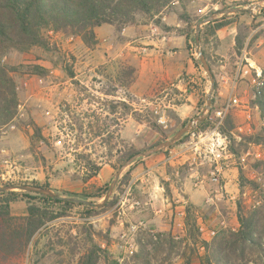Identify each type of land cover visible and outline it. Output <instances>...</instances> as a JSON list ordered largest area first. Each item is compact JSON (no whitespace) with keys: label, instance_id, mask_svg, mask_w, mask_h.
<instances>
[{"label":"rangeland","instance_id":"1","mask_svg":"<svg viewBox=\"0 0 264 264\" xmlns=\"http://www.w3.org/2000/svg\"><path fill=\"white\" fill-rule=\"evenodd\" d=\"M173 1L169 3V7H171ZM178 1L180 4H183L182 1L184 0ZM219 2L221 4L217 9H209L205 15L224 9L226 8L224 7L225 5L231 7L229 5L232 4H226L223 0H219ZM252 3L250 2L241 6L248 7ZM258 4L263 5V7L260 9L257 7L252 8V13L260 17L256 22L251 20L250 13L248 12H245V14L243 12V14L237 16L238 18L231 19H238L240 26L237 27V30L245 39L252 33L253 29H257L255 34L260 36L263 43L258 47L253 44L251 47L248 46V48L252 56L256 55L258 58H261L260 54L264 52V4ZM164 8L160 11H163ZM142 18L145 19V17ZM197 18L195 17V19ZM255 34H251L250 36ZM49 35L55 46L61 53L66 55L67 61H70L71 57L74 58L73 66L76 68L73 69H79L81 66L79 62L84 58V54L75 44L74 39L77 37L64 38L61 35H53L52 33H49ZM36 55H39L40 59H37ZM3 61L11 65L36 62L49 67L51 72L46 78L23 74L15 75L19 98L18 110L22 115H19L11 122L15 125L14 129H11L10 123L2 127L0 131V186L10 183L34 182L39 185H47L48 189L59 194H64V196L79 194L82 191L91 193L95 191V187L104 188L105 185L108 188L113 179L115 169L111 167L112 172L105 174L107 168H104L100 172V175H97L87 183H83L81 180L83 172L79 166L80 162H77V155L81 153L89 154L96 163L102 164V167L105 165V160L108 159L111 163H115V151L122 147V141L128 146L143 148L145 150L153 146L161 138L160 134L151 129H143L136 135L132 134L134 135L133 141L119 140L114 142V133L111 132L109 134L113 138L110 139L109 144H106L102 140L106 137L105 134L101 136L103 138L92 137L89 125L94 126L95 122L91 115L94 113L98 119H104V103L114 100L112 96H104L102 94L103 89L110 85L108 78L115 77L116 66L114 67L113 64L106 66L107 69L104 70L103 65L97 64L95 61L92 70V73L95 75L92 76V80L89 81L88 86L81 84L75 79L80 83V87L86 89L82 90L80 87H76L72 83V80L68 78L63 68L64 63H59L56 54L41 53L39 51L24 54L10 53L3 58ZM55 62L59 64L57 67L52 68ZM240 84L245 86L244 83ZM40 90L46 94L45 98L41 96L38 98L33 97L35 92ZM247 90L251 94L248 86ZM120 93L117 92V95ZM66 105L70 106L69 112L63 111ZM244 111L241 108L234 109L243 130V132L235 130V135L250 133L253 131L252 128L254 126L256 128L259 126L257 114L250 113L253 117H251L250 121H247ZM151 116L155 119L152 113ZM113 119L114 116H111L107 122L111 121L112 123ZM31 121L40 127L44 138L40 139L33 149L30 147L29 142V138L33 132ZM78 122L83 123L81 132L77 129L76 123ZM161 128L167 136L165 139H168L180 126L168 124L167 127L161 126ZM187 136L183 143L164 149L165 151L163 152L167 157H172L174 161H179L181 158V154L179 153L186 155L185 158L187 160L175 166V170L179 174L172 175L173 168L167 167L165 170H167L170 176L174 177L173 190L175 191L174 195L179 196L177 199H181L184 195L182 190L185 183L189 190L201 191V202L194 209L196 225L200 224L204 226V240L210 241L219 232L238 227L236 215L239 202L246 208L251 209L258 206L264 198V147L248 146L242 154L247 155V152H249V155L246 156L245 164H234L237 172L238 167H240L244 171L245 176L248 179L254 180L258 184V187L250 188V186L245 185L242 192H240L237 175L236 181L234 178H231V185L226 192L221 187L223 184L222 180L215 183L210 179L209 172L213 167L212 161L202 155L200 157L194 155L193 149L187 150L186 153L180 152L184 145L193 143L196 140L195 135L188 134ZM108 148H111L110 156L107 154ZM191 154H193V159ZM255 154H259V158H256ZM258 161L261 164L258 170H255L252 168V164ZM162 176L164 175L156 172L147 183L150 184L151 182L154 185L158 183L162 186L165 181ZM119 181L120 179L111 195V198L113 196L117 197L113 207L91 217H84L83 208L75 207L67 217L49 223L40 235L35 238V250L38 256L30 257V259H27L26 256L25 258L13 259L7 264H42L54 262L58 264H76L84 251L81 230L83 225L87 224H91L96 231L108 234L110 240L107 248L111 256L109 260L110 264H131V259L138 250V241L147 245V248L154 255L151 264H185V254L189 252V246L184 227L185 214H180L183 212V209H180V205L183 202L171 201L169 208L164 210L163 216L157 218L153 214L148 202V194H138L136 192L138 190L136 184L139 185V181L136 182L133 179L132 173L131 180L127 184L129 185L127 192L124 191L127 185L122 188V191L117 189ZM232 185L234 186V191L230 190ZM207 196L213 197V202L209 206L204 202ZM91 201L100 202L101 199H91ZM134 201H138L139 205H135ZM23 204L25 203L23 202ZM172 209L175 210L176 214L172 212ZM174 215H176V220H174ZM221 221H225V226L221 225ZM211 229L215 230L214 236L207 234V230ZM150 230H155L158 233L156 240L150 237ZM121 233L125 234V240L119 237ZM169 238L174 241L173 246L167 244V239ZM97 241L101 246L103 244L102 247H104L105 242L103 240L97 238ZM130 245L132 247H129ZM198 252L202 254L203 248L198 247ZM42 253H45L44 258L36 262L35 260ZM98 264L105 263L102 260ZM191 264H199V262L193 257Z\"/></svg>","mask_w":264,"mask_h":264},{"label":"trees","instance_id":"2","mask_svg":"<svg viewBox=\"0 0 264 264\" xmlns=\"http://www.w3.org/2000/svg\"><path fill=\"white\" fill-rule=\"evenodd\" d=\"M172 0H0V131L2 127L10 124L16 117L18 112L19 98L16 89V74L35 76L46 78L49 76L51 69L47 66L36 62L19 63L11 65L3 61V58L10 53H50L57 55L59 63H64V71L68 78L76 87H80V83L75 80L73 69L74 58L70 61L66 60V55L55 46L51 41L49 33L53 35H61L64 38L77 37L89 49H94L98 43L95 29L103 24H109L120 30L124 25L134 23L139 16L153 17L157 15L163 7L169 5ZM250 2L247 0L233 3L229 6L246 5ZM224 7H228L225 5ZM243 13H237L240 16ZM204 17V16H203ZM202 17V18H203ZM227 16L209 22L203 25L200 31V45L204 56L206 57L210 69L212 70L213 60L204 50L209 37H213V45L217 46L218 40L214 37L216 30L229 23ZM181 18L187 23V31L193 32L192 27L200 20L191 19L188 14L183 13ZM240 25L238 24V27ZM258 35H253L248 41L251 46ZM244 36L237 33L235 37L234 51L238 55L244 47ZM40 59L39 55H36ZM55 62L53 67H57ZM106 70V65H103ZM109 76V75H108ZM214 77V76H213ZM110 85L103 89L104 96H115L121 91V99L110 100L104 103V109L108 114H114L117 108V118H121L123 122L131 117L138 123H145L147 126L160 134L161 138L157 142L167 138L160 125H158L151 116V113L138 110L133 106V99L129 93V89L135 80V69L125 62H118L114 78H108ZM86 90L84 87H80ZM217 89V81L214 78V86L211 98V111L216 108L214 95ZM200 105L204 104V99L200 101ZM250 105L257 107L253 114H257L259 126L252 128L250 133H241L239 140L234 137L236 130V121L231 112L224 118L222 124L218 127L219 133L228 139V149L237 157L241 156L248 146L264 147V94L250 101ZM70 106L66 105L64 112H69ZM95 125H89V131L93 138L106 137L102 140L109 144L113 138L109 134L108 118L98 119L93 113ZM253 117V116H252ZM191 119H185L179 126L185 125ZM263 125H262V124ZM33 132L29 138L30 147L34 146L40 139H44L41 129L33 121H31ZM78 131H82L83 123H76ZM213 127L212 120L207 117L203 119L198 126L188 134L197 135ZM118 129V128H117ZM187 134V135H188ZM187 135H184L175 145L183 143ZM122 147L115 152V163L105 160V164L109 165L115 171L129 157L135 153L144 150L134 146H128L121 142ZM174 146V145H173ZM172 147V146H171ZM170 148V147H169ZM162 150L158 153H163ZM108 156L111 155V148H108ZM157 154V153H156ZM77 162L83 172L82 182L87 183L95 178L100 170V163H96L91 155L81 153L77 155ZM138 162V161H137ZM133 163L122 175L117 185V189L122 191L131 180V171ZM260 161L252 164V168L258 170ZM36 186L48 188L47 185H39L38 183H27ZM6 185V184H5ZM245 185L250 188H257L258 184L254 180L248 179L244 171L238 167V188L242 192ZM164 193L170 195L169 182L164 181L162 185ZM107 190L95 187V191L91 193L81 192L79 194H70L65 198H78L83 200L102 199ZM117 200L116 196L109 199L101 208H95L92 205L75 203L64 198H56L44 196L37 193L2 191L0 192V264H5L10 259L22 258L27 255L30 257L38 256L35 250V238L48 226L49 223L65 218L75 207H82L84 217H91L97 213L106 211L113 207ZM22 201L26 205V211L23 215H15L11 212V204ZM95 202V201H93ZM195 206L188 204L185 207L184 227L186 240L188 241L189 252L186 253L185 264H191L195 257L199 264H264V198L261 203L251 209L241 204L237 205V222L236 229H225L219 232L212 240L206 241L200 237V233L196 227V218L194 213ZM82 243L84 251L79 257L76 264H98L103 260L105 264H110V253L108 251L109 236L107 233L96 231L91 224L83 225ZM169 234V233H168ZM98 239L105 242L102 247ZM167 244L173 246L174 241L167 239ZM138 250L131 259V264H151L152 255L147 245L138 241ZM198 247L203 248V253L199 254ZM32 250V253H31ZM155 250V249H153ZM155 252V251H154ZM45 256L42 253L35 261H41Z\"/></svg>","mask_w":264,"mask_h":264},{"label":"crops","instance_id":"3","mask_svg":"<svg viewBox=\"0 0 264 264\" xmlns=\"http://www.w3.org/2000/svg\"><path fill=\"white\" fill-rule=\"evenodd\" d=\"M223 1L226 4H233L244 0ZM247 1L253 2L252 4H264V0ZM182 2L184 5L180 4L179 1H174L171 7L166 6L163 11L153 17L139 16L134 23L124 25L120 30H116L114 26L109 24L101 25L95 29L98 43L94 49L87 48L79 38H75L76 46L84 54V58L79 62L81 66L79 69L74 70L75 79L81 84L88 86L92 76L95 75L92 73L95 61L97 64L106 66L113 64L114 67L118 62H125L135 69V80L129 89V93L133 99V106L138 110L150 113L152 105L160 103L164 106L167 123L172 125H179L185 119L192 120L203 113L211 83L196 56L194 42L195 21L192 20L194 24L192 27L193 32L187 31V23L181 18V15L186 13L191 19L200 18L209 9H217L221 3L219 0H184ZM236 14L228 15L226 18L229 23L216 30L214 37L218 40L217 46L214 47L213 45V37H209L203 48L213 60L211 71L217 81V89L214 95L216 107L220 106L228 97L230 91H232L242 102L240 106L235 108L244 109L246 118L247 114L252 117L250 113H254L257 107L250 105V93L247 90V86L250 89L248 79L239 78L234 82L238 57L242 50L246 48L248 57L253 64L264 68V52L260 54L261 58L250 54L248 41L251 37L250 35L256 33L257 29L255 28L245 39L244 47L240 54L237 55L235 53V37L238 33L239 21L238 19H231L238 18L237 16H230H235ZM142 17H145V19ZM250 17L255 22L260 18L255 13H250ZM202 29L203 25L201 26ZM262 43L263 40L258 36L253 44L258 47ZM73 68L76 67L74 66ZM240 83H244L245 86ZM118 92L121 91L119 90ZM42 93V90L35 92L33 97L38 98L41 96L45 98L46 94ZM112 97L115 101L119 100L121 99V93L118 95L116 93ZM203 99L204 104L200 105L199 103ZM235 108L230 112L234 116L237 126L241 127L240 121L234 112ZM118 113H120V109L117 112V108L114 114H108L104 110L105 119L106 117L110 119L111 116H114L112 123L111 121L108 122L109 132L114 133V142L119 140L133 141L134 135L132 134L136 135L143 129H150L147 124L138 123L131 117H128L123 122L120 117L117 118ZM186 152L183 151V153ZM179 154H181L179 161H174L164 153L153 154L140 159L131 171L133 179L136 182L139 181V185L136 184V188L138 187L136 192L138 194H148V202L157 218L163 216L164 210L169 208L171 201H182L180 209H185L186 204L197 206L201 202V191L189 190L186 183L182 190L184 193L182 198L177 199L179 196L174 195V177L170 176L165 168H173L172 175L179 174L175 170L176 164L184 163L187 160L185 158L186 155ZM191 155L193 159V154ZM104 168H107L105 174L112 172V168L107 164L101 167L100 172ZM100 172L98 175H100ZM156 172H159L160 175L163 174V180L169 182L170 195H166L163 187L158 183L156 185L151 184V182L150 184L147 183ZM237 175L238 172L234 166L224 171L221 187L226 192L231 185V178L236 181ZM233 187L232 185L231 191L235 190ZM25 209L26 205L22 201L11 204L12 214L23 215L26 211ZM172 212L175 213V210L172 209ZM176 219V215H174V220ZM11 260L13 259L8 260V262Z\"/></svg>","mask_w":264,"mask_h":264},{"label":"built area","instance_id":"4","mask_svg":"<svg viewBox=\"0 0 264 264\" xmlns=\"http://www.w3.org/2000/svg\"><path fill=\"white\" fill-rule=\"evenodd\" d=\"M178 1V0H174ZM173 1V2H174ZM51 33V32H50ZM239 78H247L248 84L251 90L250 99L254 100L264 94V68L262 66H258L253 64V62L248 57V53L246 48H244L238 57L237 61V70L234 77V82H236ZM242 104L240 98L233 94L230 91L228 97L224 100V102L216 107L213 111H210L209 118L212 120L213 127L200 132L195 135V142L189 143L188 145H184L183 149L180 152L187 151L190 149L194 150L196 156L207 157L213 163V167L210 169V179L212 182H219L222 179V175L224 171L235 167L234 164L244 165L246 156L249 155H241L237 157L235 154L229 151L228 149V139L226 136H223L219 133L218 127L222 124L226 115L235 107H238ZM19 107V105H18ZM151 113L155 118V121L158 125L167 127V119L164 114V106L160 103L153 104L151 108ZM22 115L17 112L16 117ZM15 117V118H16ZM251 116L247 114L246 120L250 121ZM263 125V124H262ZM11 129L15 128V125L11 123ZM236 130L243 132L242 128L237 126ZM250 132V131H249ZM194 135V134H192ZM234 137L239 140V136L234 134ZM256 158H259V154L254 155ZM169 157V156H168ZM172 158V157H169ZM7 162V161H5ZM4 178V177H3ZM129 190V185L125 187V192ZM205 204L207 206L211 205L213 202V197L207 196L205 199ZM135 205H139L138 201H134ZM181 215L185 214V209L180 213ZM222 226H225V221L220 222ZM198 232L200 233L201 238L204 240L203 234L205 232V228L203 225H196ZM207 234L214 236L215 230H207ZM149 235L153 240L158 238V233L155 230H150ZM122 240H125V234L121 233L119 236ZM129 247H132L130 245ZM202 248V247H201ZM42 264H58L54 263H42Z\"/></svg>","mask_w":264,"mask_h":264},{"label":"water","instance_id":"5","mask_svg":"<svg viewBox=\"0 0 264 264\" xmlns=\"http://www.w3.org/2000/svg\"><path fill=\"white\" fill-rule=\"evenodd\" d=\"M257 7V8H262L263 5L260 4H250L248 7L245 6H231V7H226L224 9L214 11L213 13L209 15H205L203 18H201L195 25V31H194V42H195V52L196 56L198 58V61L202 65L203 69L207 73L209 80H210V89L207 94L206 102H205V108L203 110V113L199 114L197 117L194 119L190 120L187 122L185 125L181 126L170 138L165 139L161 142L156 143L155 145L145 149L141 150L128 159H126L115 171L113 179L111 183L108 185V188L101 199L100 202H93L90 200H83V199H78V198H65L61 197L57 192H54L46 187H41V186H36V185H28L24 183H10L6 185H1L0 186V192L2 191H16V192H27V193H37L41 194L44 196H49V197H56V198H64L66 200L73 201L75 203H82L85 205H92L95 208H101L103 207L106 202L111 198V195L116 187V184L120 177L122 176L123 172L129 168L133 163L139 161L140 159H143L145 157H149L153 154H156L164 149H167L175 143H177L184 135L192 132L198 124L205 118L209 116V113L211 111V95L213 91V86H214V77L212 74V71L210 69V65L202 53L201 46H200V31H201V26L204 24H207L209 22H212L214 20L221 19L225 16L231 15V14H236V13H241V12H248L252 13V8Z\"/></svg>","mask_w":264,"mask_h":264}]
</instances>
